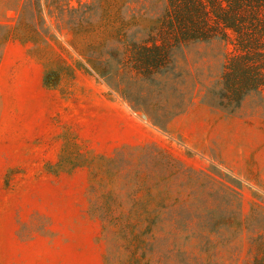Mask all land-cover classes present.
<instances>
[{
  "label": "rangeland",
  "instance_id": "374dc122",
  "mask_svg": "<svg viewBox=\"0 0 264 264\" xmlns=\"http://www.w3.org/2000/svg\"><path fill=\"white\" fill-rule=\"evenodd\" d=\"M36 3L0 17V264H264V90L220 107L233 46L149 69L166 0Z\"/></svg>",
  "mask_w": 264,
  "mask_h": 264
},
{
  "label": "trees",
  "instance_id": "16d2710c",
  "mask_svg": "<svg viewBox=\"0 0 264 264\" xmlns=\"http://www.w3.org/2000/svg\"><path fill=\"white\" fill-rule=\"evenodd\" d=\"M42 10L32 0L13 6L0 0V17ZM158 26L149 42L137 46L138 64L161 68L174 50L219 39L234 49L222 75L220 107L235 110L247 96L264 90V0H166Z\"/></svg>",
  "mask_w": 264,
  "mask_h": 264
}]
</instances>
